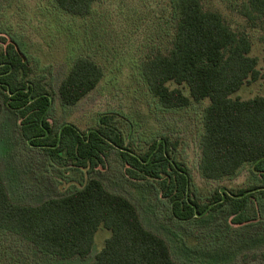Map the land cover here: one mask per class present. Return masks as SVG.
<instances>
[{
    "label": "trees",
    "instance_id": "obj_1",
    "mask_svg": "<svg viewBox=\"0 0 264 264\" xmlns=\"http://www.w3.org/2000/svg\"><path fill=\"white\" fill-rule=\"evenodd\" d=\"M51 1L63 14L85 16L97 0ZM167 3L176 18L171 46L166 53L145 60L140 76L164 109L184 108L191 99L209 100L202 116L198 172L205 179L222 180L248 165L256 183L225 194L223 199L218 191L209 202L211 209L226 206L230 222L240 226L251 220V197H264V97H231L258 75L256 59L249 55L251 43L246 34L233 31L218 12L205 10L201 0ZM245 4L241 13L249 22L264 18V0H246ZM0 23V112L5 106L15 113L22 139L50 160L86 174L103 167L114 150L126 177L159 183L169 216L178 221H189L208 207L193 195L188 170L171 155L167 140L152 141L144 152L136 151L133 147L137 145L125 143L115 116L108 114L98 116L95 127L84 132L66 122L54 129L48 122L51 94L40 74L44 67L37 58L31 66L26 44L14 31L9 33L5 22ZM101 77L102 69L92 58L74 57L58 85L60 103L76 104ZM169 81L185 85L189 97L180 88H169ZM255 188L258 190L247 192ZM99 228L108 230L109 236L91 264H179L166 241L143 225L135 205L107 190L96 177H82L79 187L37 205L13 202L0 178V237L16 236L48 257L85 258ZM7 256L19 257L0 244V259ZM261 256L264 259V251Z\"/></svg>",
    "mask_w": 264,
    "mask_h": 264
},
{
    "label": "rangeland",
    "instance_id": "obj_2",
    "mask_svg": "<svg viewBox=\"0 0 264 264\" xmlns=\"http://www.w3.org/2000/svg\"><path fill=\"white\" fill-rule=\"evenodd\" d=\"M205 10L216 11L236 32L249 38V55L256 59L258 75L246 81L232 98L264 97V18L249 22L241 13L246 0H201ZM4 18V19H3ZM9 33L21 38L32 63L38 59L42 82L50 92L52 111L48 120L56 129L72 123L84 132L95 127L98 116H115L125 143L144 152L152 141L167 140L171 155L185 166L191 178L193 195L208 205L189 221L169 216L161 197L160 185L147 178L129 179L116 152L112 150L103 167L86 174L64 163L50 160L44 152L22 139L15 113L2 107L0 112V178L15 203L37 205L79 187V180L98 178L111 192L128 198L136 207L143 225L161 236L172 258L179 264H264V197H251V220L240 226L230 222L226 206L211 209L212 197L224 190L235 194L254 183L248 165L232 178L208 180L199 175V137L208 99L179 109L159 107L144 84L142 63L171 46L176 18L167 0H97L85 16L61 13L51 0H0V22ZM1 24V23H0ZM7 31V30H6ZM92 58L102 69L96 87L74 105L64 106L57 93L71 59ZM169 88L185 85L173 81ZM0 98L2 95L0 93ZM253 190V189H251ZM250 192V190H248ZM257 191V190H256ZM225 197V196H224ZM109 231L99 228L90 253L85 258L48 257L12 235L0 237L1 247L17 257H4L0 264H91Z\"/></svg>",
    "mask_w": 264,
    "mask_h": 264
},
{
    "label": "water",
    "instance_id": "obj_3",
    "mask_svg": "<svg viewBox=\"0 0 264 264\" xmlns=\"http://www.w3.org/2000/svg\"><path fill=\"white\" fill-rule=\"evenodd\" d=\"M28 142H29V140H28ZM256 190H258V188H255V189L250 190V191H256ZM223 191H224V190H222V189L220 190V193L222 194V199H223L224 196H225L224 193H223ZM247 192H249V191H247ZM247 192H246V193H247ZM196 215H198V213H197Z\"/></svg>",
    "mask_w": 264,
    "mask_h": 264
}]
</instances>
